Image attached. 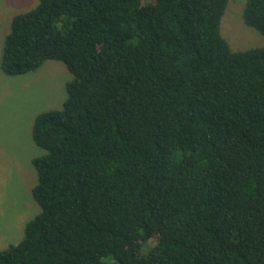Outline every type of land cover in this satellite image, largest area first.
Here are the masks:
<instances>
[{
	"label": "trees",
	"instance_id": "trees-1",
	"mask_svg": "<svg viewBox=\"0 0 264 264\" xmlns=\"http://www.w3.org/2000/svg\"><path fill=\"white\" fill-rule=\"evenodd\" d=\"M228 1L38 0L12 18L6 75L58 60L72 77L34 118L41 210L0 264H264V47L231 48ZM243 19L264 36V0Z\"/></svg>",
	"mask_w": 264,
	"mask_h": 264
},
{
	"label": "rangeland",
	"instance_id": "rangeland-1",
	"mask_svg": "<svg viewBox=\"0 0 264 264\" xmlns=\"http://www.w3.org/2000/svg\"><path fill=\"white\" fill-rule=\"evenodd\" d=\"M245 3L229 0L221 19V34L233 50L264 47V36L243 19ZM37 4L38 0H0V250L18 244L27 222L41 210L33 196L38 176L32 160L42 150L32 140V124L38 113L62 106L65 85L72 77L58 60H47L22 75L2 71L3 45L12 18ZM153 244H145L144 252Z\"/></svg>",
	"mask_w": 264,
	"mask_h": 264
}]
</instances>
